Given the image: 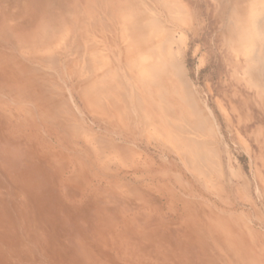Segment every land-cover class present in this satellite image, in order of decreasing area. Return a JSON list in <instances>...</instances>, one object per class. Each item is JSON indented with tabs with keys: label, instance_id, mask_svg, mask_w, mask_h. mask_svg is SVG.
<instances>
[{
	"label": "rangeland",
	"instance_id": "obj_1",
	"mask_svg": "<svg viewBox=\"0 0 264 264\" xmlns=\"http://www.w3.org/2000/svg\"><path fill=\"white\" fill-rule=\"evenodd\" d=\"M0 264H264V0H0Z\"/></svg>",
	"mask_w": 264,
	"mask_h": 264
}]
</instances>
